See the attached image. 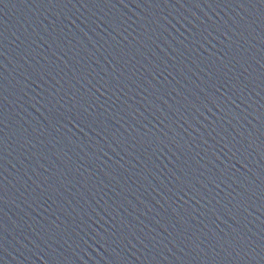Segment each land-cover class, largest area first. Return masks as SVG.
I'll return each instance as SVG.
<instances>
[{
    "label": "water",
    "instance_id": "1",
    "mask_svg": "<svg viewBox=\"0 0 264 264\" xmlns=\"http://www.w3.org/2000/svg\"><path fill=\"white\" fill-rule=\"evenodd\" d=\"M0 264H264V0H0Z\"/></svg>",
    "mask_w": 264,
    "mask_h": 264
}]
</instances>
